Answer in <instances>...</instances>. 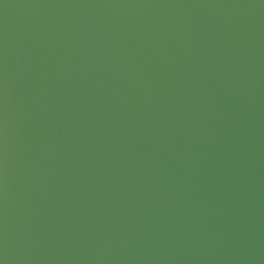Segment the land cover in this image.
Instances as JSON below:
<instances>
[{"label": "water", "instance_id": "obj_1", "mask_svg": "<svg viewBox=\"0 0 264 264\" xmlns=\"http://www.w3.org/2000/svg\"><path fill=\"white\" fill-rule=\"evenodd\" d=\"M0 264H264V0H0Z\"/></svg>", "mask_w": 264, "mask_h": 264}]
</instances>
